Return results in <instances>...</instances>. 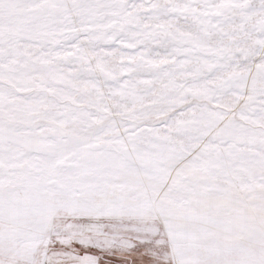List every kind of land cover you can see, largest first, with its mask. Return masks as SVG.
Returning a JSON list of instances; mask_svg holds the SVG:
<instances>
[{
    "label": "snow or ice",
    "instance_id": "obj_1",
    "mask_svg": "<svg viewBox=\"0 0 264 264\" xmlns=\"http://www.w3.org/2000/svg\"><path fill=\"white\" fill-rule=\"evenodd\" d=\"M0 264H264V0H0Z\"/></svg>",
    "mask_w": 264,
    "mask_h": 264
}]
</instances>
